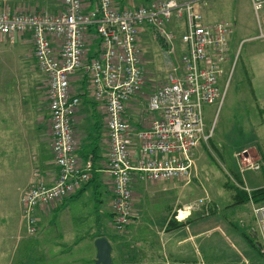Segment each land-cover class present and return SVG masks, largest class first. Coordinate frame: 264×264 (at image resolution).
<instances>
[{"label": "built area", "instance_id": "2783aa9c", "mask_svg": "<svg viewBox=\"0 0 264 264\" xmlns=\"http://www.w3.org/2000/svg\"><path fill=\"white\" fill-rule=\"evenodd\" d=\"M57 1L60 6L55 11L0 6V36L28 34L36 66L44 77L41 87L49 144L58 167L51 184L36 178L21 192L22 225L26 235H35L39 229L37 208L74 196L91 179V161L80 162L74 132L81 98L72 85L85 80L91 98L104 108L107 171L112 180L111 222L113 230L121 233L134 219V179L145 183L189 181L194 175L196 149L211 135L205 128L202 105L222 102L219 78L233 26L226 20L207 23L202 14L204 0H150L121 6L113 0H93V4L90 0ZM250 2L257 33L249 39L264 38V0ZM183 19L179 64L172 65L163 82L148 93L145 119L138 117L142 125L138 128L129 118L127 103L145 85L141 34L148 28L162 47L166 45L168 54L173 53L175 29L166 23L171 20L179 25ZM247 156L246 150L236 154L240 175L244 169L263 168L248 159L242 163ZM230 181L251 199L252 190L235 178ZM251 210L254 244L264 255V203L251 201Z\"/></svg>", "mask_w": 264, "mask_h": 264}, {"label": "crops", "instance_id": "0c3cea01", "mask_svg": "<svg viewBox=\"0 0 264 264\" xmlns=\"http://www.w3.org/2000/svg\"><path fill=\"white\" fill-rule=\"evenodd\" d=\"M113 1L116 5H118L117 2H122L123 5L126 3L142 4L136 3L135 0H126L127 2H124V0ZM59 6L56 0V6L52 8L41 7L55 11L58 10ZM232 26L235 30L234 24ZM26 35L28 36V34ZM148 35L151 37L152 33L145 27L141 36L144 38ZM8 38L12 39L14 37L9 36L6 40H9ZM0 40H3L2 37H0ZM29 45H31L30 39ZM95 46L96 41H94ZM30 52L32 55V50ZM92 52L93 50L90 51V53ZM243 54L246 60V71L250 73V92L254 98L259 118L253 121L256 134L253 136L250 145L242 144L240 150L237 151L246 150L248 152L246 159L263 164V168L253 170L262 171V173L250 174L244 179L241 176L243 173L241 175L238 173V177L244 185L246 181L249 183L251 189L247 188L255 190L264 187V38L250 43ZM164 57L166 63L170 66L173 59H170L167 55L165 56V53ZM72 87L80 93L81 98V106L76 112L74 121V132L79 139L76 153L80 162L91 161L92 176L90 181L79 189L74 196L41 205L37 208L36 216L39 229L34 238L26 235L24 231L20 212V196L21 192L34 179L40 178L46 184H51L58 173V167L54 163L49 144L47 107L40 86L39 101L42 104L39 109L29 104L22 94L21 96H18V94L12 96L11 93L4 95L7 96L8 100L16 97V101L9 100L11 104L3 106L10 109L7 114L8 120L4 121L0 114V264H30L28 263L30 261L28 250L31 248V244L39 251L40 246L49 241L53 243L54 249L59 251V243H66V241L75 243L77 236L85 231H90L92 227L96 230L97 235H104V230L111 224L112 180L107 171V137L104 108L91 98L86 90L85 80L76 81ZM145 104L144 94L133 96L127 103L129 118L138 128H141L142 125L136 119L138 118L137 114L133 118L130 117L131 109L135 110V108ZM3 107L0 98V109H4ZM93 112L99 114V117L94 119ZM93 124L96 127L94 133L90 128V125ZM145 125L143 124V126ZM34 173H36L35 177ZM166 182L171 185L165 186ZM144 183L137 178L132 181L134 199L149 197L146 194L143 195L146 189ZM150 183L161 185L162 191L176 189L179 194L182 193L183 187H179V191L176 180ZM179 194L176 195L175 199L172 198L176 205L180 204ZM232 197L236 202L240 200V197L235 196L234 192ZM234 201L233 207L236 212H240L239 209L242 203L237 204ZM251 201L255 203L253 199L249 198L244 202L250 206V213L249 218H246L248 219L246 224L244 223L245 218L238 219V223L241 221L240 230L227 227L221 228V222L219 221L221 218H216L219 231L214 230L215 228L205 229L199 219H209L210 215L194 219L191 223L185 222L175 228L168 225L174 226V221L180 223L185 219L172 215L164 217L163 213L160 224L153 227L151 221L148 222L147 228L153 227L156 230L155 233L160 243L161 257L159 256V264H264V256L259 253L253 242V237H251L253 235L252 227L255 224L252 217ZM85 203L90 209L89 214H87V211H83ZM137 218L139 217H134L135 222ZM170 219H173V221L167 225ZM224 219L226 218L224 217ZM162 221H164L163 229ZM136 226L131 231L132 236L136 235V232L141 229L139 224ZM214 235H217V239L212 238ZM49 237L54 240H46ZM158 255V252L154 253L155 260Z\"/></svg>", "mask_w": 264, "mask_h": 264}, {"label": "rangeland", "instance_id": "374dc122", "mask_svg": "<svg viewBox=\"0 0 264 264\" xmlns=\"http://www.w3.org/2000/svg\"><path fill=\"white\" fill-rule=\"evenodd\" d=\"M127 1L124 0V2ZM135 2L144 4L147 0H135ZM1 3L15 9L31 10L41 9V6L46 8L56 6V0H0V6H2ZM252 8L253 6L249 0H204L202 3V10L207 19L226 20L234 24L235 28L231 38L230 52L222 65L223 74L219 78V86L223 94L222 102L219 106L216 103L202 105L205 128L206 131H211V135L206 142L201 143L196 149L194 175L189 181H177L178 188L183 187L181 194L176 189L162 191L161 185L147 181L144 183L146 189L143 195L146 194L149 197H139L138 200L133 198V209L137 212L134 211V217H139L136 222L133 219L131 224L121 233H116L113 230L112 222L104 230L105 235L112 244V264H159L161 248L158 236L155 233L156 230L153 227L160 224L163 213L164 217L172 215L180 216L182 219H198L210 215L209 219H199L205 229L215 228L214 230H218L219 224L216 222V218H221L219 220L221 228L227 227L240 230V226L237 224L239 218H245L244 223L246 224L248 220L246 218H249L250 206L241 202L240 212H236L233 207V190L230 187L227 188L226 183L228 182L231 185V178L240 180L236 177L238 175V165L235 158L238 153L237 150H240L242 144L250 145L253 136L256 134L253 121L259 118L254 98L250 92V73L246 71V60L243 54L250 43L257 41V39H249L257 33ZM177 25V21L169 20L166 23L168 28H174ZM175 34V52L170 54L166 50V45L164 44V47H162V42L153 34L151 37L150 35L144 38L141 36L146 79L143 90L139 94H144L145 100L148 93L157 84L163 82L162 80L169 68L172 65L179 64V55L184 45L179 41V32ZM0 37L3 39L0 40V98L2 107L10 105L11 100L16 101V97L9 99V101L7 96H4L11 93L12 96L17 94L21 96L22 94L29 104L39 109L42 104L39 101V86L42 89L40 83L44 77L36 66V62L32 57L33 54L31 55L29 36L26 34L14 35V38H8L9 40H6L9 36ZM164 53L165 56L167 55L170 59H173L170 66L165 61ZM144 107L145 105L139 106L135 110L131 109L130 117L133 118L137 114L138 117L145 119ZM9 111L8 108L0 109L4 121L8 120L7 114ZM93 116L96 119L99 114L93 112ZM90 128L94 133L96 130L95 125H90ZM246 161L247 159H241L242 163H246ZM242 173L241 176L244 179L250 174L256 175L262 173V171L244 169ZM166 183L165 186L171 185L168 182ZM245 186L249 187L247 181ZM178 190L180 191V188ZM177 194L180 198L179 205H176V202L172 199H175ZM247 197H249V193ZM83 211H87V214L90 213L86 203ZM87 219L89 218L87 217ZM150 221L153 227L147 228V223ZM138 224L141 229L136 232V235L132 236L131 231ZM163 228L164 221H162ZM73 231L75 230L73 229ZM37 233L30 237L34 238ZM94 234H96V230L92 227L90 231H85L77 236L75 243L71 241L59 243V251H56L53 243L49 241L42 244L39 251L31 244L32 246L28 250L30 260L28 263L93 264L96 253ZM212 238L217 239V235L212 236ZM46 240L54 239L49 237ZM63 240L65 241V239ZM157 252L159 255L155 260L153 255Z\"/></svg>", "mask_w": 264, "mask_h": 264}, {"label": "trees", "instance_id": "16d2710c", "mask_svg": "<svg viewBox=\"0 0 264 264\" xmlns=\"http://www.w3.org/2000/svg\"><path fill=\"white\" fill-rule=\"evenodd\" d=\"M91 1V3L93 4L94 3V1L93 0H90ZM250 1V0H249ZM117 4L118 5H123L122 4V2H120V3H118L117 2ZM127 4V3H126ZM250 4H251V2H250ZM134 5H136V4H134ZM264 7V6H263ZM253 9V8H252ZM254 11V10H253ZM262 11H263V8H262ZM203 14V17H204V20L207 22V23H213V22H216V21H221V20H209V19H207L206 17H205V15H204V13H202ZM254 15H255V13H254ZM256 22V21H255ZM185 23H186V21H185V19H183V20H180L179 21V25H177V26H179V31H178V29H177V26L176 27H174V29H175V33L176 32H179V34H178V38H179V41H180V34L183 32V30H184V26H185ZM233 32H234V29H233ZM232 36H233V33H232V35H231V38H232ZM230 43H231V39H230ZM229 52H230V44H229ZM229 52H228V54H229ZM237 177V179L239 178L238 177V175L236 176ZM231 182V181H230ZM226 187L227 188H231V190H233V192H235V196H237V197H240V200L238 201V202H246L247 200H248V197H247V195L245 194V192H242V191H239L232 183H231V185L227 182L226 183ZM250 196L252 197V199H253V201L256 203V204H260V203H264V187H262V188H259V189H255V190H252L251 191V194H250ZM238 202H236L235 201V203H238ZM210 214H211V212H210ZM194 219L193 218H189V219H185V221H183V222H180V223H178L177 221H174V226H172L171 224L170 225H168L170 222H172L173 221V219H170L169 220V222H167V225L169 226V227H171V228H175L177 225H182L183 223H185V222H191V221H193ZM238 225L240 226V223H238ZM98 236H104V237H107L105 234L104 235H97V234H95V237L94 238H97ZM251 237H253V236H251ZM253 239V242H255L254 241V237L252 238ZM260 253V252H259ZM261 254V253H260ZM262 255V254H261ZM264 256V255H263ZM94 262V261H93Z\"/></svg>", "mask_w": 264, "mask_h": 264}, {"label": "water", "instance_id": "95a60500", "mask_svg": "<svg viewBox=\"0 0 264 264\" xmlns=\"http://www.w3.org/2000/svg\"><path fill=\"white\" fill-rule=\"evenodd\" d=\"M95 258L93 264H112V244L107 237L99 236L94 239Z\"/></svg>", "mask_w": 264, "mask_h": 264}, {"label": "clouds", "instance_id": "9594fccd", "mask_svg": "<svg viewBox=\"0 0 264 264\" xmlns=\"http://www.w3.org/2000/svg\"><path fill=\"white\" fill-rule=\"evenodd\" d=\"M231 180V179H230ZM239 183H241V184H243L241 181H239V180H237ZM234 185V184H233ZM235 186V185H234ZM237 189H239V190H241V191H243L242 189H240V188H238L237 186H235ZM243 192H245V191H243ZM246 193V192H245ZM247 194V193H246ZM251 194V193H250ZM248 195V194H247ZM249 198V197H248ZM250 198L252 199V197L250 196Z\"/></svg>", "mask_w": 264, "mask_h": 264}, {"label": "bare ground", "instance_id": "6f19581e", "mask_svg": "<svg viewBox=\"0 0 264 264\" xmlns=\"http://www.w3.org/2000/svg\"><path fill=\"white\" fill-rule=\"evenodd\" d=\"M178 217H180V216H178Z\"/></svg>", "mask_w": 264, "mask_h": 264}]
</instances>
